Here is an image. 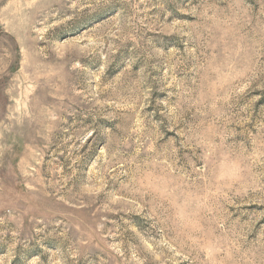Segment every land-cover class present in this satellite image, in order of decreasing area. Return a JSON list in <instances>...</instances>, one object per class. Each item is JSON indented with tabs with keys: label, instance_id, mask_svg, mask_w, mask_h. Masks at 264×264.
<instances>
[{
	"label": "rangeland",
	"instance_id": "1",
	"mask_svg": "<svg viewBox=\"0 0 264 264\" xmlns=\"http://www.w3.org/2000/svg\"><path fill=\"white\" fill-rule=\"evenodd\" d=\"M0 264H264V0H0Z\"/></svg>",
	"mask_w": 264,
	"mask_h": 264
}]
</instances>
